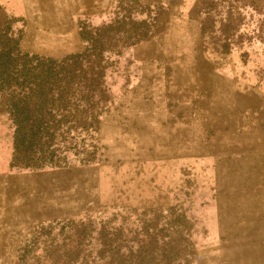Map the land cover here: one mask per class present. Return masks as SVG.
Wrapping results in <instances>:
<instances>
[{"label":"rangeland","instance_id":"rangeland-1","mask_svg":"<svg viewBox=\"0 0 264 264\" xmlns=\"http://www.w3.org/2000/svg\"><path fill=\"white\" fill-rule=\"evenodd\" d=\"M10 36L105 93L60 169L0 111V264H264V0H0Z\"/></svg>","mask_w":264,"mask_h":264},{"label":"trees","instance_id":"trees-1","mask_svg":"<svg viewBox=\"0 0 264 264\" xmlns=\"http://www.w3.org/2000/svg\"><path fill=\"white\" fill-rule=\"evenodd\" d=\"M83 55L43 59L19 52L11 36L0 47V111L12 134L11 167H66V137L94 127L103 76L100 61Z\"/></svg>","mask_w":264,"mask_h":264},{"label":"bare ground","instance_id":"bare-ground-1","mask_svg":"<svg viewBox=\"0 0 264 264\" xmlns=\"http://www.w3.org/2000/svg\"><path fill=\"white\" fill-rule=\"evenodd\" d=\"M225 97V96H224Z\"/></svg>","mask_w":264,"mask_h":264}]
</instances>
